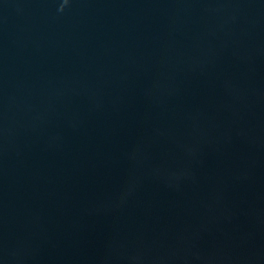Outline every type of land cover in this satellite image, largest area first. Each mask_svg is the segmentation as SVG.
I'll return each mask as SVG.
<instances>
[{
  "label": "water",
  "instance_id": "water-1",
  "mask_svg": "<svg viewBox=\"0 0 264 264\" xmlns=\"http://www.w3.org/2000/svg\"><path fill=\"white\" fill-rule=\"evenodd\" d=\"M0 264H264V0H0Z\"/></svg>",
  "mask_w": 264,
  "mask_h": 264
}]
</instances>
